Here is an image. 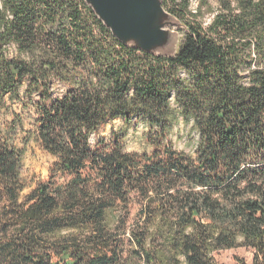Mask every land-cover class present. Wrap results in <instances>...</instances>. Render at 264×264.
Here are the masks:
<instances>
[{"label":"trees","instance_id":"16d2710c","mask_svg":"<svg viewBox=\"0 0 264 264\" xmlns=\"http://www.w3.org/2000/svg\"><path fill=\"white\" fill-rule=\"evenodd\" d=\"M195 1L162 0L185 24L163 57L83 0H0V115L28 114L0 122V264H223L240 246L264 264V0ZM115 119L150 150L92 144ZM30 141L55 160L22 195Z\"/></svg>","mask_w":264,"mask_h":264},{"label":"water","instance_id":"95a60500","mask_svg":"<svg viewBox=\"0 0 264 264\" xmlns=\"http://www.w3.org/2000/svg\"><path fill=\"white\" fill-rule=\"evenodd\" d=\"M122 44L145 53L173 57L185 24L162 0H83Z\"/></svg>","mask_w":264,"mask_h":264},{"label":"rangeland","instance_id":"374dc122","mask_svg":"<svg viewBox=\"0 0 264 264\" xmlns=\"http://www.w3.org/2000/svg\"><path fill=\"white\" fill-rule=\"evenodd\" d=\"M196 5L197 2L192 0L191 8L194 9ZM211 5L216 6V2L212 1ZM211 17L212 15L210 13L205 14L202 19L203 23L207 24ZM179 36L181 42V31ZM13 112L22 115L25 124L24 128H27L28 114L21 108L19 102L12 103L11 108L0 115V122L10 121ZM145 130L146 129L141 125L125 127L119 119H115L103 125L96 135L92 136L91 142L92 144H95L98 140H104L105 143L111 144L114 137H118L122 143L124 151L141 153L145 150H150L143 135ZM190 137L195 140V134L191 133L190 125L179 122L174 127L170 140L177 150L189 152L192 149L193 142ZM54 160L55 158L53 156L41 150L32 141L25 146L20 167V174L25 185L22 195L28 193L38 182L48 178ZM252 255L253 250L251 248L240 246L217 251L214 253V258L217 262L223 264H237L239 260H243L247 264H250L252 261Z\"/></svg>","mask_w":264,"mask_h":264}]
</instances>
